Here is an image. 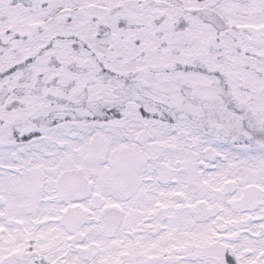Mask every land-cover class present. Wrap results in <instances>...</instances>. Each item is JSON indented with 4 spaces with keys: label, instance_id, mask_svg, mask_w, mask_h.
Returning a JSON list of instances; mask_svg holds the SVG:
<instances>
[{
    "label": "snow or ice",
    "instance_id": "snow-or-ice-1",
    "mask_svg": "<svg viewBox=\"0 0 264 264\" xmlns=\"http://www.w3.org/2000/svg\"><path fill=\"white\" fill-rule=\"evenodd\" d=\"M0 264H264V0H0Z\"/></svg>",
    "mask_w": 264,
    "mask_h": 264
}]
</instances>
